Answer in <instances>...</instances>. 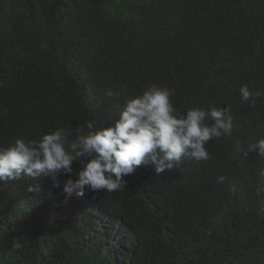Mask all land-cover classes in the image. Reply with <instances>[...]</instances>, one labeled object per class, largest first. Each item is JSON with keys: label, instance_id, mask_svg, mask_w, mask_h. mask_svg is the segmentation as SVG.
I'll return each mask as SVG.
<instances>
[{"label": "trees", "instance_id": "obj_1", "mask_svg": "<svg viewBox=\"0 0 264 264\" xmlns=\"http://www.w3.org/2000/svg\"><path fill=\"white\" fill-rule=\"evenodd\" d=\"M243 85L264 93V0H0V150L111 126L151 86L177 113L234 120L209 159L141 166L120 190L86 192L90 206L63 202L69 175L0 181V264H264V159L249 150L264 94L244 102Z\"/></svg>", "mask_w": 264, "mask_h": 264}, {"label": "clouds", "instance_id": "obj_2", "mask_svg": "<svg viewBox=\"0 0 264 264\" xmlns=\"http://www.w3.org/2000/svg\"><path fill=\"white\" fill-rule=\"evenodd\" d=\"M239 91L244 102L264 94L251 92L247 85ZM106 95L119 99L121 92L109 89ZM171 96L167 88L151 86L141 95L124 100V108L114 124L97 128L89 121L87 131L77 129L71 140L72 133L64 128L42 135L38 141L15 139L0 150V181H15L24 175L33 178L69 175L66 192L60 196L63 202L90 206L86 192L120 190L127 182L125 177L141 166L153 165L159 174L178 168L185 156L209 159L205 145L213 138L232 134L234 120L230 109L193 107L181 114L176 112ZM209 118L213 121L211 125L205 123ZM235 147L239 151L241 144L237 142ZM249 150L264 159V138L258 139ZM74 162L82 167L74 170ZM73 175L78 178L72 179ZM219 179L222 182L224 178ZM230 179L232 186H238L235 182L240 179ZM180 196V203L173 200L174 207L186 211L188 196ZM175 208L172 207L173 211ZM180 221L178 217L174 222ZM103 232L100 235L105 239L112 238ZM116 236H120L119 232ZM116 240L117 244L121 241L119 237Z\"/></svg>", "mask_w": 264, "mask_h": 264}, {"label": "rangeland", "instance_id": "obj_3", "mask_svg": "<svg viewBox=\"0 0 264 264\" xmlns=\"http://www.w3.org/2000/svg\"><path fill=\"white\" fill-rule=\"evenodd\" d=\"M117 232H118V230H116ZM119 236H116V234H114L113 236H112V239L110 240V242H109V245H111L112 243H113V241H117L116 239L118 238Z\"/></svg>", "mask_w": 264, "mask_h": 264}]
</instances>
